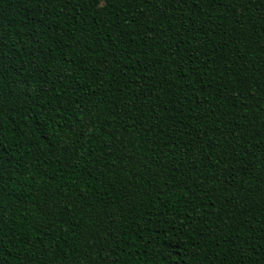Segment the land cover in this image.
<instances>
[{"label":"trees","instance_id":"16d2710c","mask_svg":"<svg viewBox=\"0 0 264 264\" xmlns=\"http://www.w3.org/2000/svg\"><path fill=\"white\" fill-rule=\"evenodd\" d=\"M0 264H264V0H0Z\"/></svg>","mask_w":264,"mask_h":264}]
</instances>
